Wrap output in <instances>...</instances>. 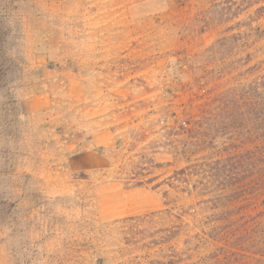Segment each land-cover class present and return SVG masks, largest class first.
Masks as SVG:
<instances>
[{
	"label": "rangeland",
	"instance_id": "obj_1",
	"mask_svg": "<svg viewBox=\"0 0 264 264\" xmlns=\"http://www.w3.org/2000/svg\"><path fill=\"white\" fill-rule=\"evenodd\" d=\"M228 155L264 179V2L0 0V264H264V187L183 171Z\"/></svg>",
	"mask_w": 264,
	"mask_h": 264
},
{
	"label": "trees",
	"instance_id": "obj_2",
	"mask_svg": "<svg viewBox=\"0 0 264 264\" xmlns=\"http://www.w3.org/2000/svg\"><path fill=\"white\" fill-rule=\"evenodd\" d=\"M263 2L264 0H261V4H263ZM260 10L263 11V6H261ZM202 117L206 122L209 120L205 114ZM205 125H207V123L204 124V126ZM210 127L212 126L209 125L208 128H202L201 131L197 132L196 140L198 143L205 144L208 139L211 138L209 132ZM238 158V156L228 155L224 158L215 159L208 164L192 166L183 170L186 177H199L197 180L198 184H200L203 189L212 191L210 193L208 192L207 195L203 194L207 196V198L202 201L203 204H208L212 208L216 205H222L224 210L229 211L233 209L235 205H239L240 202L237 203L236 199L239 198L238 196H241L242 199H245L241 202V205H255L253 201L255 202L258 192L254 193L253 191L264 187V179L255 177V172L258 170L256 161L250 159L249 162L243 163L238 161ZM223 201H225V204L221 203ZM215 230H217V226H212L209 228L208 232L204 234L212 240H218L225 235V233H219ZM226 235L228 236L227 233ZM227 238H229V236Z\"/></svg>",
	"mask_w": 264,
	"mask_h": 264
}]
</instances>
